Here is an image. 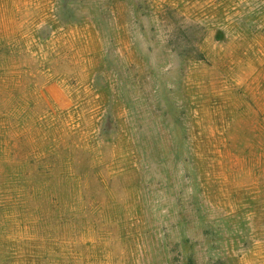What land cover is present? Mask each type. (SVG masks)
I'll use <instances>...</instances> for the list:
<instances>
[{
    "label": "rangeland",
    "instance_id": "obj_1",
    "mask_svg": "<svg viewBox=\"0 0 264 264\" xmlns=\"http://www.w3.org/2000/svg\"><path fill=\"white\" fill-rule=\"evenodd\" d=\"M0 264H264V0H0Z\"/></svg>",
    "mask_w": 264,
    "mask_h": 264
},
{
    "label": "trees",
    "instance_id": "obj_2",
    "mask_svg": "<svg viewBox=\"0 0 264 264\" xmlns=\"http://www.w3.org/2000/svg\"><path fill=\"white\" fill-rule=\"evenodd\" d=\"M96 28H98V27H96ZM98 30V29H97ZM123 66H124V64H122ZM110 118V117H109Z\"/></svg>",
    "mask_w": 264,
    "mask_h": 264
}]
</instances>
